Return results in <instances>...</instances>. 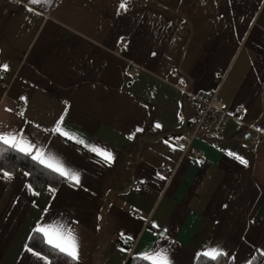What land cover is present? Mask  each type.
<instances>
[{
	"label": "crops",
	"instance_id": "1",
	"mask_svg": "<svg viewBox=\"0 0 264 264\" xmlns=\"http://www.w3.org/2000/svg\"><path fill=\"white\" fill-rule=\"evenodd\" d=\"M120 3L0 0V132L24 129L80 173L79 185L36 190L24 169L0 170V264H149L137 255L157 248L172 264H198L210 248L228 254L219 264H264V0ZM215 92L243 114L194 140L200 164L177 138L196 116L188 94ZM62 114L110 164L45 131ZM45 223L74 229L78 261L30 246Z\"/></svg>",
	"mask_w": 264,
	"mask_h": 264
},
{
	"label": "snow or ice",
	"instance_id": "2",
	"mask_svg": "<svg viewBox=\"0 0 264 264\" xmlns=\"http://www.w3.org/2000/svg\"><path fill=\"white\" fill-rule=\"evenodd\" d=\"M33 5L41 3V0H29ZM45 4L51 3V0H43ZM130 4V0H121L119 4V9L127 10V6ZM31 11V9H29ZM3 69L7 70L8 65L2 66ZM21 99H25L21 97ZM6 111H11V109H6ZM67 109L65 110L66 113ZM23 116V112L19 113ZM64 115L62 114L59 120L51 129L45 131L50 132L53 135H60L61 137L72 139L75 143L84 146L92 153H95L103 159L105 163L110 164L113 160V155L110 150L102 149L96 145L88 144L83 138L79 137L78 134L70 133L68 130L62 128V121L64 120ZM39 127V125H37ZM155 127L159 128L161 125L158 123ZM142 129L137 128L136 131L139 132ZM129 135V139L133 137ZM182 147V146H181ZM8 152H15L18 155L24 156L34 163L39 164L41 167L49 170L50 172L58 175L59 177L65 179L71 185L80 184V173L74 170L70 165H68L62 158L58 157L55 153L51 152L47 146L41 145L38 141L32 140L26 133L24 129H13L7 132H0V160L4 159ZM228 155L234 156L235 159L239 160L241 164L247 165V161L243 158L235 155L232 152H228ZM2 175L7 178H12V173L9 171H3ZM24 175H29V173H24ZM163 179V177H161ZM31 189V185H28ZM55 191V189H51ZM38 194V193H36ZM159 226L153 223V228H158ZM165 232L167 229L164 230ZM35 235H40L44 243L54 252L65 255L69 258L71 262H76L79 259V241L78 237L70 226H65L64 224L56 223H45L37 224L33 230V236L30 239L35 238ZM123 235V234H122ZM163 235V233H161ZM131 239V238H129ZM29 252L33 249L28 248ZM168 249L157 248L154 250H145L144 253L138 254L137 259H142L148 261L149 264H172L171 259L168 255ZM228 255L222 249L210 248L204 250L202 253L197 254V259L203 257L205 261H212L213 264H219L221 257ZM264 255V253H262ZM249 264H252L249 261Z\"/></svg>",
	"mask_w": 264,
	"mask_h": 264
},
{
	"label": "built area",
	"instance_id": "3",
	"mask_svg": "<svg viewBox=\"0 0 264 264\" xmlns=\"http://www.w3.org/2000/svg\"><path fill=\"white\" fill-rule=\"evenodd\" d=\"M1 76V72H0ZM128 78L130 81H135L137 72L134 69L128 70ZM188 99L196 111L195 119L192 121L189 128H187L177 138V143L182 149V157L190 154L198 163L205 162L202 151L193 147V142L201 136L217 138L221 136L224 126L229 119H235L243 114V110H239L236 115H231L224 107L221 100L218 98L217 92L213 94H188ZM24 112V105H20L18 113ZM159 172L165 178L170 179L174 171L167 166H162ZM139 182H134L137 186ZM159 238H165L166 232L164 230H155ZM163 233V235H161Z\"/></svg>",
	"mask_w": 264,
	"mask_h": 264
},
{
	"label": "trees",
	"instance_id": "4",
	"mask_svg": "<svg viewBox=\"0 0 264 264\" xmlns=\"http://www.w3.org/2000/svg\"><path fill=\"white\" fill-rule=\"evenodd\" d=\"M24 2H29V0H21ZM55 0H51V3L45 4L42 0V2L46 5V8L49 9L52 7ZM31 4V3H30ZM33 5V4H31ZM16 168H22L25 171L29 173V180L32 186L39 190L46 184H50L53 186H57L60 181L61 177L58 175L50 172L49 170H46L45 168L41 167L39 164L34 163L32 160L18 155L15 152H8L4 159L0 160V170H7V171H13ZM30 246L34 248L37 251H42L50 254H55L43 241V239L40 237V235H35V238L30 240ZM140 262V261H139ZM139 264H142L141 262ZM144 264V263H143ZM198 264H213L212 261H205L204 258H201L198 262ZM252 264H260V261L257 259H254L252 261Z\"/></svg>",
	"mask_w": 264,
	"mask_h": 264
}]
</instances>
